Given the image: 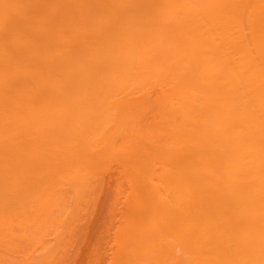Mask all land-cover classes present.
I'll return each instance as SVG.
<instances>
[{"label": "bare ground", "instance_id": "1", "mask_svg": "<svg viewBox=\"0 0 264 264\" xmlns=\"http://www.w3.org/2000/svg\"><path fill=\"white\" fill-rule=\"evenodd\" d=\"M114 161L106 263L264 264V0H0V264L65 262Z\"/></svg>", "mask_w": 264, "mask_h": 264}, {"label": "rangeland", "instance_id": "2", "mask_svg": "<svg viewBox=\"0 0 264 264\" xmlns=\"http://www.w3.org/2000/svg\"><path fill=\"white\" fill-rule=\"evenodd\" d=\"M114 163H115V164H114ZM117 163H118V162H117ZM117 163H116V161H114L113 163H111V164L109 165V168H108V167L106 168V169H108V170H106V171L104 170V171H105V174L107 173V171L110 173V174L107 173V175H105L106 178L104 177V171L102 172V177H101V178H102V179L104 178L105 180H104V179H103V180H104L105 182L101 180V178L99 177L100 175L98 176L99 179H100V180L98 179V181H99L100 183H102V182L105 183L106 186H105V184H104V188H103V187H102L103 183H102V185H100L99 182L97 183V185H99V186H98V190H99V192L101 191L100 194L97 193V194H96L97 196H95V197H97V198L99 199V200L97 199V201H98V204H97V205H98V206H96V204H93V203H90V202H89L90 204L87 206V207H88V208H87L88 211H89V209H90L91 211H92V210H96V211H92V213H90L91 211L88 212V213H90L92 219L89 220V219H90V218H89L90 215H89V217H88V214H87V215H83L84 217L79 218V219L86 218V220L83 219V221L85 220V221H84V225H86L85 227H83V229H84L86 232L83 231V229H82V233H83V232H85V233H83V234L80 235L81 240L78 239V240L75 242L74 247L72 248V250H74V248H76V250H75V251H71L70 254L67 255L68 257L65 256V258H67V259H68V258H71V259L73 260V257L75 258V261L73 260L75 263H74L73 261H71V259H70V260L68 259L69 261H71V263H74V264H78V263H79V264H81V263L84 262V264H86V263H85V261H86V257H84V256L82 257V254L80 253V251L78 250V248L75 247V246H77V244H79V245H80V246L78 245V246H79V249H82V245H83V248H84V246H85L84 244H86V243L88 244V242H89V244L92 245V244H93L92 241H94V240H95V242H96V241L99 242V243L96 242V243H97V246L100 247L101 245H103V246H101V248H99V250H101V251H103L104 248L107 246V247L105 248V251H106L105 255H104V252H105V251L102 252V256H103L102 259H105V260H103V263H102V261H101V264H105V263H106L105 261H108V260L110 261V257L112 256V253H113L114 250H115V247H114L115 245L112 244V243L114 242V238H112V237L115 235L114 232H117V230H118V228H119V226H120V223H122V221H120V219L122 218L121 215H120V216L117 215V216L120 217V218L118 217L119 219H116L117 216L114 215V214H117V213L120 212V210H119L120 206H119V205H120V203L123 202L122 200H121V202H120L119 199H116V200H115V198H118V196L114 195V197H115V196H116V197H115V198L113 197V194L116 193V191H115L116 188L113 189V187H115V186L117 187V183H116V182H118V180L121 181V178H122V174L116 175V174H118L119 172L121 173V170H119L118 167H119L120 169H122V168H121V167H122L121 164H120V163L117 164ZM113 164H114V165H113ZM111 165H113V166L111 167ZM116 165H117L118 167H117ZM115 167H117V168H115ZM114 169H116V170H114ZM111 170H114V173H113V172L111 173V172H110ZM118 170H119V171H118ZM115 173H116V174H115ZM113 175H115V177H114ZM120 176H121V177H120ZM109 177H110V178H109ZM113 177H114V178H113ZM107 180H108V181H107ZM111 180H112V181L114 180V181H113L114 183H113ZM101 181H102V182H101ZM109 181H110V182H109ZM112 183H113V184H112ZM126 183H127V182H126ZM127 184H128V183H127ZM111 185H112V186H111ZM110 187H112V188H110ZM106 188H109V189H106ZM127 188H128V187H127ZM127 188H126V189H127ZM103 189H105V190H103ZM110 189H113L114 192H113L112 190H110ZM129 189H131L130 186H129ZM129 189H128V190H125V191H130ZM98 190H97V192H98ZM102 190H103V191H102ZM106 190H107V191H106ZM104 191H105V192H104ZM125 191H124V192H125ZM112 192H113V193H112ZM126 193H127V192H125V194H126ZM103 195H104V196H103ZM128 195H130V193H128L127 196H128ZM102 197H103V200L101 199ZM105 197H106V198H105ZM123 197H124V195L122 194L120 199H123ZM126 199H128V197H126ZM110 200L115 201V202L118 201V200H119V201H118V203H115V206H114V205H113L114 202H112V201H110ZM123 200H124V199H123ZM99 202H100L101 204H99ZM105 202L107 203L106 205H105ZM119 202H120V203H119ZM126 202H127V201H126ZM111 204H112V205H111ZM116 204H117V205H116ZM118 204H119V205H118ZM91 205H94V209H93V207H92ZM102 205H103V207H102L103 209H100ZM104 205H105V206H104ZM108 205L111 206V207H108ZM95 206H96V208H95ZM118 206H119V207H118ZM126 206H127V205H126ZM105 207L108 208V209H106ZM85 208H86V207H84V211H83L84 213L87 212V210H85ZM91 208H92V209H91ZM104 208H105L106 210H105ZM126 208H127V207H126ZM120 209H121V208H120ZM110 210H111V213L114 211V214H112V216H115V217H113V218H115L114 220H113L112 218L110 219V215H111L110 212H109ZM106 211H108V212H106ZM115 211H116V212H115ZM101 213L103 214L102 216H101ZM105 213H106L107 215H105ZM92 214H93V216H92ZM109 214H110V215H109ZM96 215H97V217L95 218L94 216H96ZM103 216H105L106 219H105ZM87 218H89V219L87 220ZM94 219H95V220H94ZM97 219H98V220H97ZM104 219H105V220H104ZM107 219H108V220L110 219L109 221H110L112 224H108L109 221H107ZM103 220H104V222H103ZM121 220H122V219H121ZM83 221H82V222H83ZM89 221L94 222V223L92 224V223L89 222ZM86 222H87V223L89 222L88 225H87ZM101 222H102L103 224H102ZM106 222H107V223H106ZM96 223H97L98 225H97ZM100 223H101V224H100ZM99 224H100V225H99ZM104 224H107L110 230L108 229L107 225H104ZM113 224H114V225H113ZM95 225H96V226H101V227H97V228H96ZM117 225H118V226H117ZM90 226L92 227V230H94V228H95V232L89 229ZM93 226H95V227H93ZM110 226H111V227H110ZM115 226H116V227H115ZM86 227H89V228L87 229ZM104 227H107V228H104ZM114 227H115V228H114ZM85 228H86L87 230H89V232H88ZM98 228H101V229H103V230H101V229L98 230ZM115 229H116V230H115ZM76 230H77V229H76ZM105 230H108V233H107V231H105ZM98 231H99V232L102 231L100 234H102V236H104V238H101L102 236L100 237V240L102 239L101 241L98 240V237L100 236V234H98ZM104 232H106V233H104ZM84 234H85V236H84ZM89 234H90V236H88ZM108 234H109V235H108ZM53 235L55 236V234H53ZM53 235H52V236H53ZM96 235L98 236V237H97V240L95 239V238H96ZM112 235H113V236H112ZM52 236H50V238H53V237H54V236H53V237H52ZM93 236H94V237H93ZM88 237H89L90 239H88ZM92 238H93L94 240H92ZM54 240H55V239L53 238V241H54ZM88 240H90V241H88ZM84 241H85V242H84ZM104 241H105V243H104ZM102 242H103V244H101ZM106 242H107L108 244H110V243H111V244H110V245H106ZM76 243H77V244H76ZM82 243H84V244H82ZM104 244H105V245H104ZM91 245H90V246H91ZM87 246H89V245H86V246H85L86 248L82 249V250H83V253H84V251L87 249ZM93 246L95 247L96 244L94 243V244L92 245V248H93ZM104 246H105V247H104ZM109 246H112V247L108 248ZM107 248H108V249H107ZM111 248L114 249V250H112ZM42 249H43V248H42ZM42 249L40 248V249L38 250V253L36 252V253H37L36 255H39V256L43 255V254H42V253H43V250H42ZM90 249H91V248H90ZM106 249H107V250H106ZM110 249L112 250L111 252L109 251ZM40 250H41V251H40ZM77 250H78L79 252H78ZM76 251H77V252H76ZM73 252H76L75 254H77V255H74ZM85 252H86V251H85ZM108 252H110L111 254L108 253ZM20 254H23V256H24V253H20ZM20 254H17V255H20ZM108 255H109V256H108ZM21 256H22V255H21ZM17 257H20V256H17ZM107 257H109V259H108ZM76 258H77V259H76ZM18 259H22V258H18ZM67 259H66V260H67ZM83 259H85V260H83ZM90 259H92V257H91ZM102 259H101V260H102ZM106 259H107V260H106ZM66 260H65V262H61V263L58 262L57 264H59V263H60V264H68ZM79 260H82L83 262L80 261V262L77 263V261H79ZM90 262H91V260H90ZM69 264H70V262H69ZM106 264H108V262H107Z\"/></svg>", "mask_w": 264, "mask_h": 264}]
</instances>
